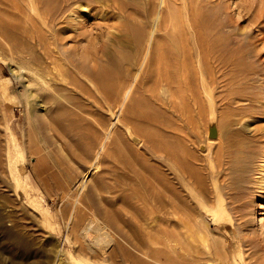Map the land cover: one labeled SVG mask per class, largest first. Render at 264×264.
<instances>
[{
    "label": "rangeland",
    "instance_id": "obj_1",
    "mask_svg": "<svg viewBox=\"0 0 264 264\" xmlns=\"http://www.w3.org/2000/svg\"><path fill=\"white\" fill-rule=\"evenodd\" d=\"M31 2L0 0V17L14 25L18 46L13 47L15 45L0 33V264H129L128 254L122 251L113 254L114 242L109 246L95 242L98 236L95 229H91L88 236L91 240L79 235L80 227L89 224L95 215L100 219L99 224H105L118 214L121 190L115 182L116 169L122 171L120 159L124 157L133 158L130 160L137 167L133 173L139 174L137 177L131 174L134 179L131 183L142 187L141 181L146 175L143 173L148 172L142 168L140 171L141 160L155 162L152 166L160 176L162 173L168 179L176 176L174 182L182 201L190 200L189 206L184 203L196 209L187 219L188 229L176 227V219L171 220L168 213L161 222L149 221V230H160L159 241L151 240L153 247L164 248L165 253L176 259V232L180 230L181 243L186 245L185 258L198 259L199 264H253L255 258L263 256L262 251L253 254L260 248L259 242L254 246L250 243L252 239L264 237V0H209L199 8L196 0H189L191 10L197 9L198 36L192 29L185 0H165V3L162 0H93L89 3L85 0L82 5L77 2L65 14V22L59 25L57 39L64 42H54L48 50L53 60L18 28L36 31L41 19ZM81 6L90 9V15L83 14ZM35 7L39 11L42 8L39 2ZM79 20H83V25L80 26ZM136 34H141L139 43L134 39ZM126 40L131 42L127 44ZM147 47L152 49L149 56H145ZM160 54L165 55L161 61ZM122 55L128 56L125 59ZM115 56L122 58L125 74L128 72L126 75L130 77L131 73L133 78H128L129 84L137 78L133 98L140 106L135 113L144 110L156 118L154 124L145 125L141 133L135 134L140 139L138 161L133 157L134 152L130 154L126 149L130 154L126 156L123 149L124 154H121L120 148L118 152L110 148L99 159L93 151L90 158L85 159L78 155L75 142L79 138L87 140L86 134L83 136L86 125L79 124L69 133L61 129L73 120L84 123V119L103 117L106 122L116 119L118 115L113 114L116 110H108L89 76L109 66ZM145 57L151 58L153 65L140 73ZM160 68L165 74L159 84L154 73ZM165 76L169 77L171 88L163 80ZM195 76L199 79L217 76L221 80L217 79L218 86L214 87L217 90L213 87L210 90L216 95L211 96L214 102L203 92L201 117L197 112L189 113L187 107L181 108L187 111L186 115L194 117L192 125L186 122L181 127L178 124L180 86ZM186 93L188 89L185 97ZM224 97L228 100L222 104ZM56 115L61 117L60 127L40 128L41 125L46 127L49 117ZM214 117L229 124L223 122L225 126L215 137L209 134L206 124ZM34 130L36 137L30 142ZM143 132L148 133L145 135L151 137L152 142L156 140L154 147L144 144ZM133 143L132 140L126 142L135 149L136 143ZM202 145H206V149ZM171 151L175 155L180 153L182 164L178 166L176 159H171L168 155ZM193 164L195 170L191 167ZM180 172H185L186 176ZM191 175L192 184L187 181ZM182 178L186 180L185 187L193 189L187 191ZM193 186L199 187L195 190ZM157 190L166 193L162 185L157 186ZM77 196L81 198L79 204L75 201ZM192 198H196L195 202ZM250 198L256 200L254 206L238 208ZM74 203L75 213L72 212ZM128 206L137 207L136 200L131 198ZM128 215L132 218L131 211ZM117 221L125 231L130 230L123 216L117 217ZM107 225H110L106 227L110 236L136 257L151 264H163L135 251L118 234L113 223ZM161 259L166 261L165 256Z\"/></svg>",
    "mask_w": 264,
    "mask_h": 264
},
{
    "label": "bare ground",
    "instance_id": "obj_2",
    "mask_svg": "<svg viewBox=\"0 0 264 264\" xmlns=\"http://www.w3.org/2000/svg\"><path fill=\"white\" fill-rule=\"evenodd\" d=\"M83 1H85V0H32L31 4L33 5V9L34 10H37V13H38L37 15L41 19L40 22L38 23V27H37L36 31H35L34 28L33 29H26V28L23 29V27H20V26L18 28L20 29V32L21 33H26L27 34L26 36H30V38L32 39V42L37 43L38 45H40L44 49L46 56H48V58H50L51 60H53V57L51 55H49V53H48V50H49L50 46L54 42L57 43V44L60 43V42H62V43L64 42V41H62L60 39H57V37H58L57 36V33L59 32V25L62 24L63 22H65V20L67 18L65 16V14L69 11L70 7L73 6V4H75L77 2H81V5H82ZM91 1H93V0H88V3L91 2ZM36 2L37 3L39 2L41 4V6H42V8L40 9V11L37 9V7H35V5L37 4ZM183 2H184V0H183ZM207 2L209 3V0H196V5H197L198 8L201 7V6L203 7L204 4H206ZM162 3H165V0H162ZM184 4H185L186 9L188 10V12H187L188 14L187 15L191 19L192 29L194 30L195 35L198 36V34H200L199 29H198L199 24H198V21H196V17H195V16H198L197 13H196L197 12V9H196V11L194 9L191 10V8H190L191 5L189 6V4H190L189 3V0H185V3ZM81 8H83V14H85L86 16L87 15H90V13H91V10L90 9L89 10L86 9V6H81ZM99 12H100V10H99ZM198 12L200 13L199 10H198ZM192 16H194L195 20H194V18ZM80 19H83V18H80ZM82 21L83 20H79L80 26L83 25L82 24ZM174 23H175V21H174ZM13 26H12V23L10 21H7V20H5V19H3V18L0 17V33H1V35L7 41H9L12 44H14L15 46H13V47H16L17 35H16V32L13 31V29H12ZM132 28H134V27H132ZM128 29H130V28H128ZM124 32H126V30ZM129 33L131 34V31ZM140 35L141 34H138V35L136 34L135 35V38L134 39H136V42L137 43L140 42ZM76 37H77V35H76ZM124 38H127V37H124ZM51 39L54 40V41H51ZM127 39H130L131 40L132 38H129L128 37ZM130 40L129 41L126 40V43L127 42H131ZM119 42H120V40H119ZM121 42L123 43V40H121ZM136 44H134V45H136ZM131 46H133V44H131ZM128 47H129V45H128ZM137 47H138V45H137ZM122 52L124 53V51H122ZM151 52H152V49L149 48V47H147L145 56H147V55L149 56ZM119 53H120V51H119ZM128 54H130V53H128ZM112 55H114V54L112 53ZM122 56H124L125 59H126V56H128V55H122ZM108 57H110V56H108ZM163 57H165V55L164 54H162V55L160 54L159 61H161ZM112 59L113 60H112V62H111V64L109 66L107 65V67L101 68L102 66L99 65V66H101L100 67L101 69H99L98 72H97V70L95 72V70L93 69V71L95 73L92 72V74L90 73L89 76L91 77L90 80L94 83V85L96 86L97 90L99 91L98 93H100L102 95L103 102H106V104L108 106L106 104H104V105H106L108 107V110H110L112 112L114 110H116V112L115 111L113 112V114L116 113L118 115V116L116 115L117 116L116 119L115 118L112 119V120L109 119L110 122H106L107 120H104L103 117L101 119H98V118L95 119L94 118V120H87V119H84L83 120L82 119L84 123H81L82 121L80 122V121H77V120H75V121L73 120L72 122L65 124L61 129L64 128L65 131L67 133H69L68 131L74 130L75 128H77L79 126V124L80 125H84V124L86 125L84 127L85 133L83 134V136H85V134H86L87 140L86 141H84V140L82 141L79 138L75 142V145H76V148H77V151H78V155L82 156L85 159H89L90 158V154L93 151L97 152L96 159H99V158H101V155L102 154H106L110 150V148H113V150H116L117 152H118V148H120L119 150L121 151V154H124V153H122V150L121 149H123V151L125 152V155L129 151H131V152H129L130 154H132V152H134L133 153L134 156L133 155H131V156L136 157L134 159H136V161H138V157L141 155V153L138 152V149L140 148V146H139L140 139L135 134H139V132L141 133L143 131V127L145 125L147 126V124H154V121L156 120V118L153 117L152 115H150V113H148V112H146L144 110L142 111L141 109H140L141 110V113L140 114H139V112H137L138 114L135 113V109H138L139 106H140V105L138 106V104H136L134 102L135 99L133 98L134 93H135L134 90H135V87L137 86V85L136 86L134 85V83L137 82V78L135 77L136 74L134 76L135 77L134 82L132 81V83L129 84V82H128L129 79L128 78L131 77L130 79H132L133 77L131 76V73L129 75L130 77H128L126 75V74H128V72L125 74L126 70L123 71V69H122V58L120 60V58H118V56H117V59H116V56H115ZM149 59H150V61H149ZM110 60H111V58H110ZM53 64H55V63L53 62ZM111 65L114 66V67H110ZM151 65H153L152 59L151 58H148V57L147 58L145 57L144 61H142V64L139 67V72L141 73V71L145 70L144 69L145 67L146 68L147 67L150 68ZM37 73H39V72H37ZM164 74H165V72H164L163 68L158 69L154 73V76L157 78L159 84H160L161 79L163 78V75ZM211 74H213V73H211ZM43 76L45 77V74H43ZM202 77H205V76H202ZM217 79H218L217 76H209V77L200 78V79L195 76L193 79H188V80L184 81L181 84L180 91H179V97H180L179 99H181V101H180L181 104L179 102L180 108L178 107V109L181 110V114L179 115L180 123H178V124H180L181 127H183L184 126L183 123H186V122L189 123V125L190 124L192 125L194 123V117H192V114H191V117H190V115H186L184 112L187 113V111H184L183 112L181 108L187 107L189 113L191 112L194 115V113L197 112L198 113V117L199 116L201 117L203 115V113H204V112L202 113V109H203V107H202L203 106L202 105V98H203L202 96L203 95L202 94L204 92L205 94H207L208 97L211 98V96L213 94L211 93L210 90H211L212 87L213 88L215 87V84L217 82ZM163 80H166L167 87L168 88H171L172 87V84H171V81L169 80V77L165 76V78ZM218 80H221V79H218ZM186 89L189 90V93H186V97H185L184 96V92H185ZM214 89H216V88H214ZM5 91L8 92V88H5ZM214 92H216V91H214ZM215 94H217V93H215ZM214 97H216V95ZM218 97L221 98V99L223 98V96L222 97L218 96ZM212 99L213 98H211V100ZM227 100H228V98L227 97L226 98L224 97L223 101L221 100L224 103H222V102L221 103L222 104H225V102H227ZM213 102H211V103H213ZM205 103H207V101ZM204 105H207L208 106V104H204ZM211 106H212V104L210 105V107ZM207 108H209V107H206V109L204 107L205 110H207ZM214 108H215V106H214ZM31 109H33V108L31 107ZM32 111H34V109ZM138 111H139V109H138ZM210 111H212V109ZM222 112L223 111H220L221 114H222ZM31 116H33V115H31ZM210 117H211V115H210ZM219 117H220V115H219ZM59 118H61V117L60 116H57V115L54 116V117L53 116L52 117H49V119L47 120V124L45 125L46 127H43V125H41L42 123L40 122V125H41L40 128H42V129L43 128L50 129V126L51 125H56V126L60 127L59 125L62 124V121ZM104 118H106V117H104ZM206 118H208V117H206ZM220 119L221 118L215 119V117H214V120L213 121H208V123H206L207 126H209V134L211 136H213V137H215L216 135H218L219 129H222L225 126V125L223 126V122L224 121L223 120L220 121ZM224 119L226 120V118H224ZM205 121H207V120H205ZM200 122H202V121H200ZM225 122H227V121H225ZM225 122H224V124H225ZM134 123H135V125H134ZM226 124L229 126L228 122ZM197 125H196V127H197ZM180 126L178 128H180ZM34 128L36 129V127H34ZM194 128L195 127H193V129ZM182 129H181V132H182ZM176 130H178V129H176ZM194 130H197V129H194ZM34 131L35 132H33L32 135L30 134L31 135L30 136V139H29L30 142L36 137L35 136V133H37V132H36V130H34ZM199 131H201V130H199ZM176 133H179V132L176 131ZM143 134H144V137H145V139L143 140L144 141V144H146V145L147 144H150V145L152 144L151 146L154 147V144H153L154 141L152 142L151 137H149L148 135H145V134H148V133L147 132L146 133L143 132L142 135ZM190 134H191V132H190ZM198 134H199V132H198ZM225 134H227V133H225ZM149 135H150V133H149ZM201 135H199V136H201ZM223 135H222V137H223ZM179 136L181 137L182 135H179ZM183 137H185V136H183ZM142 138H143V136H142ZM203 138L206 139V137H204V136H203ZM218 138L219 137H217V139ZM221 139L219 138V140H221ZM128 140L129 141L130 140L134 141L133 145L136 143V148L135 149H134V147L128 146L126 144V142L128 143ZM179 140H181V139H179ZM206 140H208V139H206ZM208 142H206V144ZM35 143H37V141ZM154 143H156V140H155ZM177 143H180V142H177ZM178 145H180V144H178ZM199 145H201V144H199ZM180 147L184 148V145H181ZM206 147H207L206 145H202V148L203 149H206ZM193 148H196V146L194 145ZM126 149L129 150V151L126 152L125 151ZM185 150H187V149H185ZM198 151H199V149H198ZM200 151H202V150H200ZM193 152H195V151H193ZM129 153H128V155L130 156ZM172 153L173 152L171 151L168 154L169 156H171V159L174 160V161L176 159L175 162L178 164V166H179V163L182 164V160L178 156V154H180V153L177 154V152H176V155L174 153L173 154ZM125 155H123V156H125ZM145 156H147V155H145ZM150 157H152V156H150ZM155 157H156V155H155ZM156 158H158V157H156ZM122 159H120L121 160L120 162L123 161V163H122L123 166L121 168L122 171H119V169L118 170L116 169V171L118 173H117V177L115 179V182L118 185L117 188L119 190H121V196H120L121 204L119 205V212H118V214L115 213L114 219H108V222L105 221L106 222L105 224H102V222H101V224H99V220L100 219L98 218V216H96V215L94 216L93 215L94 217L89 220V224H84V226H83V224H81L83 227L82 228L80 227V231L82 230L84 233L82 231H81L82 233L79 232V231H77V232H79L80 237H82V238H86V237L87 238H90L88 236L90 235L91 229H95V231L98 232V236H96L97 238H96V241H95V242H97L98 245L105 244V246H109V243L114 242L115 244H114V246L112 248V250L114 249L113 250V254L116 253L117 251H122V252L128 254V256L131 258V262L129 264H151V263H149V262H147V261H145V260H143L141 258L136 257L133 253H131L130 250H128L126 247H124L123 244L120 241H117L116 239H114L113 236H110V233L107 231V228L110 225L108 226L107 224H112L113 223L114 226L116 227V231H118V234H120V235L123 236V240L124 241H128L131 244L132 248L135 251H137L139 253L140 252L143 253L144 255H146L150 259L154 260L155 262L163 263V264H199V263H201V262L198 263V259L196 260L193 257H192L193 259H191V260L185 258V254L183 253V251L185 250L186 245H184L183 243H181V241H183V235H182L181 232H179L180 230L178 232H176V259L174 257H171L170 255H168L167 253H165L164 248H161V247H153L152 246L153 239H156V240L159 241V239H157V238H159L160 230L157 229V231H153V232H152V230H149L148 229L149 228V225H148L149 224V221H150V223H152V222L153 223L161 222V220L168 213V217L171 218V220H175L176 219V227L179 226L180 228L188 229V226H189L190 222L187 219L190 218V216L193 214L192 212L196 210L195 207L191 206L192 204L190 205V207H188L189 205L187 203L190 200L186 203L185 201H182L181 197L179 196V194H178L179 189L177 190L176 184L174 182L176 176L175 177H170L171 179L170 178L168 179L167 176H166L165 178H167V179H165L164 176H163V173L161 172L162 173V176H160L161 174L159 175V172H157L158 170L156 171L155 168L152 166V165L155 164V162H154V164H150L149 162H147L148 160L147 161H144L145 160L144 159L142 161L140 159L141 160L140 162H142V167H140V171H141V168H142L144 172H148V173H143V174H146L147 175V174L150 173V175H149L150 177L149 176L147 177L146 175H145V177L143 176V178L141 177L142 178V181L141 180L140 181H141L142 187L138 188L136 186V183H134V184L131 183L134 180V179L131 178L132 177L131 174L134 171H136L135 168H137V167H135L136 164L134 165V163L131 162V160H133V158L131 159V157H124ZM158 160H159V158H158ZM159 162H161V161L159 160ZM138 163H137V166H138ZM184 164H186V163H184ZM156 167H158V166L156 165ZM191 167H193V169H194V164H193V166L191 165ZM195 168L197 169L196 166H195ZM185 172H183V173L180 172V173L181 174H184ZM189 173H192V170H190ZM197 173H199V172H197ZM136 175L139 176V174H136ZM192 175L188 177V180H187L188 182H189V180L191 182ZM180 178L178 180H180ZM183 180L181 182H183L182 184L185 187V181L186 180H184V181ZM192 180H195V179H192ZM203 181H205V180H203ZM194 183H196V182H194ZM190 184H192V183H190ZM159 185H162L163 187H165V189H166L165 190L166 191V193H165L166 194V197H165V194H162L160 191L157 190V186L159 187ZM82 187H83V185L81 186V189H82ZM186 187L188 188V186H186ZM193 187L195 188V186H193ZM198 187H196L195 190ZM190 188L193 189L192 187H190ZM77 189H79V188H77ZM130 189H131V192H129ZM191 189L188 188L187 191L188 190H191ZM199 190H200V188H199ZM79 191H80V189H79ZM197 192H198V190H197ZM204 192H205V189H204ZM194 193H196V192H194ZM190 194H192V193H190ZM195 196H192V197H195ZM232 197H235V196H232ZM131 198H134L136 200L137 207H134L133 206L131 208V207L128 206L129 200ZM196 198H194V199L192 198V201L194 200V202H195ZM203 199H204V197H203ZM80 200H81L80 196H77V198H75V201H76L77 204H79V201ZM255 201L256 200H254L253 198H250L249 200H245L243 203H241L238 206V208L250 207V205L254 206V204L256 203ZM207 202L209 204H210V202L212 203V201H210V200H208ZM76 203H74V205H75L74 206V211H72L74 213L77 211ZM197 203H201V202H197ZM81 204H83V203H81ZM202 206H204V205H202ZM82 210H83V208H82ZM245 210H246V208H245ZM130 211L132 212V218L131 217L129 218V215H128V213ZM80 215L86 217V214L85 215H82L80 213ZM121 216H123V218L125 220H127L128 225H130V227H131L130 230L125 231L122 228V226L118 223L117 217H121ZM125 216H128L129 219L128 218H125ZM215 216H217V215H215ZM89 217H90V215H89ZM73 218H75V217H73ZM77 218H79V217L77 216ZM87 218H88V214H87ZM82 219H85L86 220V218H84V217H82ZM70 222H72V221H70ZM192 223L194 224V222H192ZM73 228H75V227H73ZM93 232H94V230H93ZM91 238H90V240H91ZM256 242H259L258 245L260 246V248H256L254 250L253 254H255V255H257V253H259L260 251L264 252V237L262 239H252L250 245L251 246L252 245L254 246V244ZM208 248H210V247H208ZM162 256H165L166 257V261L165 262L162 261V259H161ZM216 256L218 257L217 253H216ZM254 261L255 262L253 264H264V255L263 256H260L257 259L255 258Z\"/></svg>",
    "mask_w": 264,
    "mask_h": 264
}]
</instances>
